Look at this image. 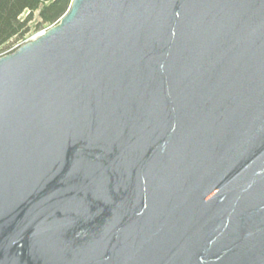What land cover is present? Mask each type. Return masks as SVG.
Segmentation results:
<instances>
[{"label": "water", "instance_id": "1", "mask_svg": "<svg viewBox=\"0 0 264 264\" xmlns=\"http://www.w3.org/2000/svg\"><path fill=\"white\" fill-rule=\"evenodd\" d=\"M0 264H264V0H72L0 56Z\"/></svg>", "mask_w": 264, "mask_h": 264}, {"label": "trees", "instance_id": "2", "mask_svg": "<svg viewBox=\"0 0 264 264\" xmlns=\"http://www.w3.org/2000/svg\"><path fill=\"white\" fill-rule=\"evenodd\" d=\"M72 0H0V56L14 51L13 47L26 38L29 23L36 16L37 27L57 23ZM26 15L25 19L22 18ZM17 43L8 51L11 42ZM5 51V52H4Z\"/></svg>", "mask_w": 264, "mask_h": 264}, {"label": "rangeland", "instance_id": "3", "mask_svg": "<svg viewBox=\"0 0 264 264\" xmlns=\"http://www.w3.org/2000/svg\"><path fill=\"white\" fill-rule=\"evenodd\" d=\"M26 15H23L22 18L25 19ZM39 22L38 17H34L30 23V31L26 34V38H32L33 36H36L37 34H39L40 32H42L43 30L47 29L48 27H50L48 24L41 26L40 28L37 27V23ZM17 42L14 41L13 43L11 42V44L7 47H5V51L9 50L10 48H12ZM4 51V52H5Z\"/></svg>", "mask_w": 264, "mask_h": 264}, {"label": "built area", "instance_id": "4", "mask_svg": "<svg viewBox=\"0 0 264 264\" xmlns=\"http://www.w3.org/2000/svg\"><path fill=\"white\" fill-rule=\"evenodd\" d=\"M37 35H38V34H37ZM37 35H36V36H37ZM36 36H33L32 38H25V39L22 40L21 42L17 43V44L13 47L14 51H15L18 47H20L21 45H23L24 43H26L27 41H29V40L35 38Z\"/></svg>", "mask_w": 264, "mask_h": 264}]
</instances>
